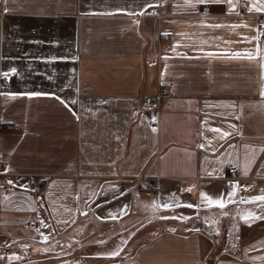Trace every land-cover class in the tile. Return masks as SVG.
I'll return each instance as SVG.
<instances>
[{"label": "crops", "instance_id": "obj_1", "mask_svg": "<svg viewBox=\"0 0 264 264\" xmlns=\"http://www.w3.org/2000/svg\"><path fill=\"white\" fill-rule=\"evenodd\" d=\"M254 5L0 0V237L31 250L0 264H264Z\"/></svg>", "mask_w": 264, "mask_h": 264}, {"label": "built area", "instance_id": "obj_2", "mask_svg": "<svg viewBox=\"0 0 264 264\" xmlns=\"http://www.w3.org/2000/svg\"><path fill=\"white\" fill-rule=\"evenodd\" d=\"M242 4V3H241ZM145 14H154L157 17H162L167 14L166 11L160 9L157 4H153L152 6L148 7L146 10L143 11ZM1 11H0V16H1ZM257 34L261 35L263 33V27H264V17L260 16L257 20ZM165 35V34H164ZM7 73V75H5ZM16 70H10L6 71L0 68V87L5 86L10 82V79L15 75ZM157 95H160L157 94ZM140 107L142 108H149V109H157L159 107V100L154 98L151 95H146L142 98L140 102ZM50 177V174L48 173H33V174H28L27 179L30 185H33V189L37 186L42 185L45 181H47ZM0 183H6L10 185L8 182H4L0 180ZM142 185L146 188H151L153 185V182L149 178H143ZM35 191V190H34ZM36 193V191H35ZM27 225L32 227L34 224L31 221L27 222ZM15 245L16 250L15 252L20 253L23 256H29L31 253V250L28 246H22L21 239H16L13 241H7L5 238L0 237V256H6L12 254V249L11 246Z\"/></svg>", "mask_w": 264, "mask_h": 264}, {"label": "snow or ice", "instance_id": "obj_3", "mask_svg": "<svg viewBox=\"0 0 264 264\" xmlns=\"http://www.w3.org/2000/svg\"><path fill=\"white\" fill-rule=\"evenodd\" d=\"M228 3L231 5L232 4V0H228ZM253 10H256V11H264V8H261V7H257L256 5L253 6V8H249V11H253ZM213 27H222V25H213ZM233 27H236V26H233ZM257 54H259V49L257 50ZM234 56L236 57H239L240 54L239 53H236L234 54ZM246 58L249 59V60H255L256 59V56H253L251 53H246ZM261 67L264 68V64H261ZM14 71V69H13ZM5 75H7V73H5ZM261 95L264 96V90L261 91ZM214 131H219L218 129L214 130ZM225 135H227V133H225ZM200 147H203V145H200ZM262 151H264V149H262ZM202 195H205V194H202ZM229 195H234V193H229ZM208 201L209 204H217L219 207L223 208L225 207V203H224V200L223 198H217V199H212L210 197H205ZM255 200H260V201H264V196H257L254 198ZM156 206V205H154ZM170 205L168 204H165L163 205V207H169ZM188 207H192V205H187ZM255 219H264V217H256L254 214H249V215H246L244 217V220L246 223H250L252 220H255ZM117 253H112V255H116Z\"/></svg>", "mask_w": 264, "mask_h": 264}, {"label": "trees", "instance_id": "obj_4", "mask_svg": "<svg viewBox=\"0 0 264 264\" xmlns=\"http://www.w3.org/2000/svg\"><path fill=\"white\" fill-rule=\"evenodd\" d=\"M162 230H165V228L162 229ZM221 245H222V238L220 239L219 248L221 247ZM219 248H218V249H219ZM216 252H218V251H216ZM212 260H213V257H212V256H209V258H208V263H209V264H212Z\"/></svg>", "mask_w": 264, "mask_h": 264}, {"label": "rangeland", "instance_id": "obj_5", "mask_svg": "<svg viewBox=\"0 0 264 264\" xmlns=\"http://www.w3.org/2000/svg\"><path fill=\"white\" fill-rule=\"evenodd\" d=\"M220 235H221V233H220Z\"/></svg>", "mask_w": 264, "mask_h": 264}]
</instances>
